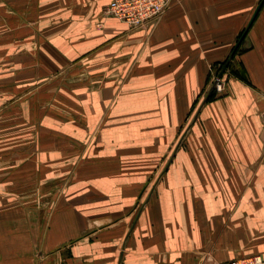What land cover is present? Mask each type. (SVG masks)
<instances>
[{
    "label": "crops",
    "instance_id": "crops-1",
    "mask_svg": "<svg viewBox=\"0 0 264 264\" xmlns=\"http://www.w3.org/2000/svg\"><path fill=\"white\" fill-rule=\"evenodd\" d=\"M110 1L0 0L6 65L15 66L18 18L23 81L55 89L44 123L59 135L22 153L23 170L69 178L45 213L42 203H17L13 180H2L0 264L264 256V4L225 72V92L209 98L213 70L261 0H172L141 27L106 14ZM13 157L0 153L7 164Z\"/></svg>",
    "mask_w": 264,
    "mask_h": 264
},
{
    "label": "rangeland",
    "instance_id": "rangeland-1",
    "mask_svg": "<svg viewBox=\"0 0 264 264\" xmlns=\"http://www.w3.org/2000/svg\"><path fill=\"white\" fill-rule=\"evenodd\" d=\"M15 26V66H11L10 64L6 65V56H3L5 52H2L3 49H0V153H7L11 151L14 152V157L11 159V161H9L8 164V161H0V170L4 169L7 172V165L11 164L13 165L9 167L14 168L13 172L12 170H9V173H11V175L8 179H6V176L4 175V179L0 177V187L6 188L4 187L5 185H1L2 180H4V183H6L7 180H13V184H10L7 187L9 190H12V192L10 193L12 195V198L15 199V201H17V203L19 204L20 202H25L28 200L35 201L39 205L42 203V208L40 207V210L45 213L47 210L44 206L47 202L50 203L53 201L54 195H52V192H54L53 190L55 188V185L57 187V190H59L68 183L67 179L69 178H65L61 175L56 180H54L55 182H49V178L45 179L44 177L38 178L37 176H34L36 173L32 170V174L29 173L30 171L28 169L24 172L22 163L24 158H28L27 155L33 153L36 148H40V145H38L40 143V138L45 139L46 137H54L55 134L59 135L58 133H55L53 131L54 129L57 131H59L60 129L49 127L46 128V125L44 123L53 120L51 107L54 104L53 94L55 89L53 82H51L48 83V86L43 87L44 91L39 92V86L43 83V81H23L24 76L22 72V64H20V61H22L23 53L26 55L28 54L26 53L28 51L20 48L22 46L21 42L23 35L22 21L16 18ZM31 34L33 37L34 33L32 30ZM2 40L3 39L0 38V41ZM36 52L37 51H35L34 49H31L29 55H31L32 57H36ZM219 67L220 66L217 65L214 70L217 71ZM13 71L15 73H13ZM33 72L34 69L29 71V73ZM24 82L28 83L27 86H24ZM29 84L31 85L30 87ZM42 93H45L46 97L42 95ZM213 94L218 93L214 91ZM39 102L45 103L39 104ZM38 109L46 111L45 113L40 114L38 112ZM50 131L52 133H50ZM8 139H13L14 141L9 142L7 141ZM41 146L49 147L44 143H41ZM66 147L67 146H62V149ZM25 152H27L28 154L21 155ZM31 164L35 165L36 162H31ZM159 176H161V173ZM46 180H48V182L45 183ZM155 181V176H152L149 179V183L151 185L153 183L155 184ZM45 184L47 185V188L46 190L44 189V191L41 192L39 188L41 185L44 186ZM151 185L150 187H153V185ZM150 187H148V190H146V192L143 194V198L140 200V206L143 205V201L150 194ZM49 190L50 193H45Z\"/></svg>",
    "mask_w": 264,
    "mask_h": 264
},
{
    "label": "built area",
    "instance_id": "built-area-1",
    "mask_svg": "<svg viewBox=\"0 0 264 264\" xmlns=\"http://www.w3.org/2000/svg\"><path fill=\"white\" fill-rule=\"evenodd\" d=\"M172 0H111L106 8V14L115 16L132 27H141L150 22H156L164 14ZM218 70H213L211 83L213 90L218 94L225 92V73L219 76L223 65ZM227 71V70H226ZM213 91V92H214ZM206 264H264L263 255H253L236 258L224 262Z\"/></svg>",
    "mask_w": 264,
    "mask_h": 264
},
{
    "label": "water",
    "instance_id": "water-1",
    "mask_svg": "<svg viewBox=\"0 0 264 264\" xmlns=\"http://www.w3.org/2000/svg\"><path fill=\"white\" fill-rule=\"evenodd\" d=\"M263 4H264V0H261V2L259 3V5L257 6V8H256V10H255V13H254L253 17L251 18V20H250V22H249L247 28L245 29V31H244L243 34L241 35V37H240L238 43L236 44V46H235L233 52L231 53L230 57L228 58V60H227V61L225 62V64L223 65V67H222V69H221V71H220V73H219V76H222V75L226 72V70L228 69V65H229V63H230V61H231L233 55L235 54V52H236L237 48L239 47L240 43L242 42V40H243L244 37L246 36V34H247L249 28L251 27L252 23H253L254 20L256 19V17H257V15H258V13H259V11H260V9H261V7H262Z\"/></svg>",
    "mask_w": 264,
    "mask_h": 264
},
{
    "label": "trees",
    "instance_id": "trees-1",
    "mask_svg": "<svg viewBox=\"0 0 264 264\" xmlns=\"http://www.w3.org/2000/svg\"><path fill=\"white\" fill-rule=\"evenodd\" d=\"M240 47V46H239ZM239 47L237 48V50H236V52L239 50ZM235 52V53H236ZM225 64V62L224 63H222L221 65H224ZM228 67L230 68L231 67V64L229 63V65H228ZM213 97V92H212V94L209 96V98H212Z\"/></svg>",
    "mask_w": 264,
    "mask_h": 264
}]
</instances>
